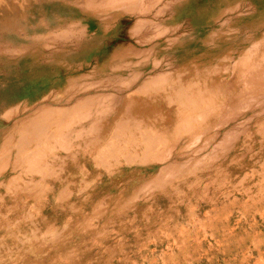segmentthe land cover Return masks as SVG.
I'll return each mask as SVG.
<instances>
[{"label": "rangeland", "instance_id": "obj_1", "mask_svg": "<svg viewBox=\"0 0 264 264\" xmlns=\"http://www.w3.org/2000/svg\"><path fill=\"white\" fill-rule=\"evenodd\" d=\"M0 264H264V0H0Z\"/></svg>", "mask_w": 264, "mask_h": 264}]
</instances>
